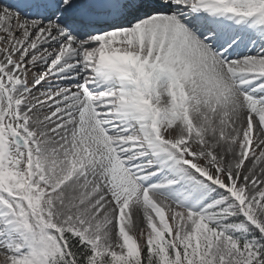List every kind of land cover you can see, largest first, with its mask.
<instances>
[{
  "label": "snow or ice",
  "instance_id": "6c2138e0",
  "mask_svg": "<svg viewBox=\"0 0 264 264\" xmlns=\"http://www.w3.org/2000/svg\"><path fill=\"white\" fill-rule=\"evenodd\" d=\"M0 264H264V0L0 3Z\"/></svg>",
  "mask_w": 264,
  "mask_h": 264
},
{
  "label": "bare ground",
  "instance_id": "6f19581e",
  "mask_svg": "<svg viewBox=\"0 0 264 264\" xmlns=\"http://www.w3.org/2000/svg\"><path fill=\"white\" fill-rule=\"evenodd\" d=\"M0 3H4V1L0 0Z\"/></svg>",
  "mask_w": 264,
  "mask_h": 264
}]
</instances>
